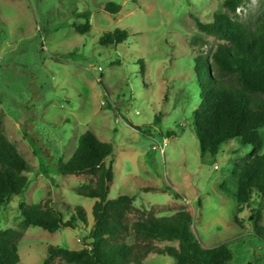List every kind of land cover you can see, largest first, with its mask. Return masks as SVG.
<instances>
[{
  "label": "rangeland",
  "instance_id": "1",
  "mask_svg": "<svg viewBox=\"0 0 264 264\" xmlns=\"http://www.w3.org/2000/svg\"><path fill=\"white\" fill-rule=\"evenodd\" d=\"M107 1L121 6L115 15ZM221 0H0V130L32 167L22 196L0 207V230L21 233L19 264H40L49 245L76 250L92 232L93 199L74 186L90 175H57L55 165L73 154L78 136L90 131L113 145V179L107 198L132 196L125 216L124 241H137L130 227L145 214L168 217L178 210L191 217L198 243H225L233 264H264V237L252 232L249 216L258 208L255 193L240 207L236 181L240 169L261 149L236 139L219 145L215 155L201 153L192 125L199 103L193 59H210L219 42L200 32ZM235 20L253 25L264 14V0H246ZM226 11L223 9L222 12ZM89 31L80 34L74 25ZM125 28V41L102 46V32ZM176 195V196H173ZM47 201L67 219L81 205L87 222L49 233L25 227L18 203ZM236 217L238 225L234 221ZM260 224L264 229V206ZM153 246L175 241L148 240ZM50 264H67L55 258ZM142 264H174L166 255H149Z\"/></svg>",
  "mask_w": 264,
  "mask_h": 264
},
{
  "label": "trees",
  "instance_id": "2",
  "mask_svg": "<svg viewBox=\"0 0 264 264\" xmlns=\"http://www.w3.org/2000/svg\"><path fill=\"white\" fill-rule=\"evenodd\" d=\"M136 2V0H129ZM246 0H221L212 20L202 23L195 17L197 29L215 36L218 43L210 59L196 56L193 75L198 87L199 103L192 111V125L201 153L215 155L219 145L236 139L241 146L258 152L262 146L259 130L264 127V14L253 24L232 18L237 7ZM121 6L107 1L103 10L115 15ZM223 9L226 11L222 12ZM84 24L74 25L75 31H89V14H83ZM128 36L125 28L116 27L102 32L97 43L118 45ZM113 145L99 140L90 131L81 133L73 154L55 165L57 175H90L91 179L72 188L83 197L93 199L91 206L92 232L83 247L69 250L58 246L46 247L40 264H50L55 258L67 264H142L149 255H166L174 264H233L231 251L225 243L212 248L200 245L191 232V215L178 210L168 217L145 214L131 223L136 242L124 241L129 226L125 216L132 209V196L118 194L107 198L113 179L110 157ZM32 167L17 152L0 130V207L13 195L22 196L27 186L26 172ZM255 193L257 209L251 211L249 223L255 236L264 237L260 224L264 206V152L255 153L240 169L236 181V203L240 207ZM176 196V195H173ZM19 216L25 227L33 226L53 233L60 228L73 229L87 222L81 205H75L67 219L63 212L47 201L27 205L18 203ZM234 221L240 225L234 217ZM21 233L13 229L0 230V264H19L18 242ZM148 240L175 241L177 245L156 247Z\"/></svg>",
  "mask_w": 264,
  "mask_h": 264
},
{
  "label": "built area",
  "instance_id": "3",
  "mask_svg": "<svg viewBox=\"0 0 264 264\" xmlns=\"http://www.w3.org/2000/svg\"><path fill=\"white\" fill-rule=\"evenodd\" d=\"M241 10H242V7H240V6L236 8V12H237L238 14H240V11H241Z\"/></svg>",
  "mask_w": 264,
  "mask_h": 264
}]
</instances>
